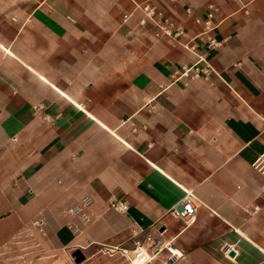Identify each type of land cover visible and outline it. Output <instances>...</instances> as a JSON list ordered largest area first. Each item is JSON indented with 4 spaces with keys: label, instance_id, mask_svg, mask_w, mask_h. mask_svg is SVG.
Instances as JSON below:
<instances>
[{
    "label": "crops",
    "instance_id": "crops-1",
    "mask_svg": "<svg viewBox=\"0 0 264 264\" xmlns=\"http://www.w3.org/2000/svg\"><path fill=\"white\" fill-rule=\"evenodd\" d=\"M144 5L186 37L212 9L216 45ZM32 230L71 256L136 231L170 264H264V0H0V249Z\"/></svg>",
    "mask_w": 264,
    "mask_h": 264
},
{
    "label": "built area",
    "instance_id": "built-area-1",
    "mask_svg": "<svg viewBox=\"0 0 264 264\" xmlns=\"http://www.w3.org/2000/svg\"><path fill=\"white\" fill-rule=\"evenodd\" d=\"M143 17L140 19L141 24L147 22L154 23L160 30V34H164L171 37L174 40L179 41L180 38H185L181 44L189 51H195L198 46V39L201 34H207L203 40L205 48L210 49L216 45L215 37L211 34L214 25L212 24L213 10H209L203 19L196 18V23H203L204 30L202 33L192 37H186L185 32L179 26H174L167 19L163 18L161 13L156 10L154 6L144 5L141 7ZM189 11V10H187ZM209 70L208 67H199L197 64L190 66H181L180 69L174 71L177 79H193L197 77H206V73ZM112 205L122 211L127 210L128 205L123 202H113ZM196 200L193 195L186 192L179 202L173 205L169 209V213L175 217L184 221H190L195 216L196 212ZM257 209V208H254ZM74 211H78V208H74ZM163 248H165L169 254L166 259H163L160 264H170L174 259L179 257V253L171 246H166L161 233L154 234L150 232L133 231L132 244L130 247L115 246L106 247L108 253H119L126 261V264H152L161 254ZM224 253L231 255L233 252L230 248H225Z\"/></svg>",
    "mask_w": 264,
    "mask_h": 264
},
{
    "label": "rangeland",
    "instance_id": "rangeland-1",
    "mask_svg": "<svg viewBox=\"0 0 264 264\" xmlns=\"http://www.w3.org/2000/svg\"><path fill=\"white\" fill-rule=\"evenodd\" d=\"M41 236L32 230L0 249V264H126L119 253H108L103 246L81 250L84 260L75 263L69 250L54 247Z\"/></svg>",
    "mask_w": 264,
    "mask_h": 264
},
{
    "label": "water",
    "instance_id": "water-1",
    "mask_svg": "<svg viewBox=\"0 0 264 264\" xmlns=\"http://www.w3.org/2000/svg\"><path fill=\"white\" fill-rule=\"evenodd\" d=\"M72 256L76 263H81L84 260V256L80 250L73 251Z\"/></svg>",
    "mask_w": 264,
    "mask_h": 264
}]
</instances>
